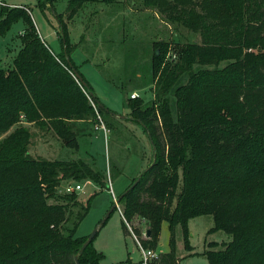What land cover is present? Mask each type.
Returning a JSON list of instances; mask_svg holds the SVG:
<instances>
[{"label":"trees","instance_id":"trees-1","mask_svg":"<svg viewBox=\"0 0 264 264\" xmlns=\"http://www.w3.org/2000/svg\"><path fill=\"white\" fill-rule=\"evenodd\" d=\"M94 1L69 0L67 19ZM54 2L41 0L38 6L53 10ZM143 5L198 33L199 42L179 45L172 62L154 52V102L128 101L131 118L151 140L153 160L120 199L123 232L155 250L163 220L172 243L176 225L186 231L189 218L211 215L213 229L231 239L218 250L203 251L208 264H264L263 0H143ZM29 14L24 6L0 7V35L16 19L27 24L12 63L0 68V264H76V255L79 264H101L94 238L81 251L87 237L75 236L88 201L61 188L69 180L103 187L101 173L84 159L33 157L24 123L77 149V122L93 123L113 112L70 58L64 21L58 17L62 50L56 55ZM182 75L187 80L174 90L173 117L168 94ZM135 218L146 222L145 238L138 227L127 228ZM171 249L158 253L153 264H177Z\"/></svg>","mask_w":264,"mask_h":264},{"label":"rangeland","instance_id":"rangeland-1","mask_svg":"<svg viewBox=\"0 0 264 264\" xmlns=\"http://www.w3.org/2000/svg\"><path fill=\"white\" fill-rule=\"evenodd\" d=\"M5 1L8 5L28 7L38 35L40 32L49 48L59 53L62 50L61 18L72 45L70 58L79 73L99 102L122 116L105 112L101 121L79 120L76 125L77 149L65 147L53 133L43 134L34 125L24 123L31 131L28 150L33 157L84 159L101 173L105 183L103 187L91 181H81L82 190L76 191L80 201H88L89 209L79 222L75 236L87 237L104 219L115 199L153 160L148 134L141 124L131 118L128 101H134L131 95L137 93L135 100H140L143 105L154 102L151 72L154 52L162 54L165 61H175L179 45L199 42V35L166 19L157 10L145 7L143 0L85 2L70 19L66 17L69 0H55L53 10L41 9L38 6L41 0ZM26 26L23 18L16 19L0 35V68L12 63L20 48L19 35ZM159 41L162 43L158 44ZM225 64L222 62L219 67ZM201 68L204 67L194 66L195 70ZM186 80V75H182L168 94L173 117L174 90ZM102 126L106 129L105 134ZM68 184H72L70 180L64 181L61 188ZM117 206L98 228L92 246L102 253L101 264L138 263L140 249L132 232L131 235L124 234L120 214L122 206L119 203ZM127 225L130 231L132 226L138 227L141 238L146 237L147 224L144 220L135 218L132 224ZM213 226L211 215L191 217L187 220L186 231L180 224L175 226L171 243L169 223L163 220L155 252L167 253L173 247L177 264H208L203 251L218 250L231 239L227 232L215 230Z\"/></svg>","mask_w":264,"mask_h":264},{"label":"built area","instance_id":"built-area-1","mask_svg":"<svg viewBox=\"0 0 264 264\" xmlns=\"http://www.w3.org/2000/svg\"><path fill=\"white\" fill-rule=\"evenodd\" d=\"M1 6L20 7V5L19 6L8 5L5 0H0V7ZM137 96H138L137 93H133L131 95V98H135ZM98 119L100 120L101 118L98 116ZM102 130H103V133L105 134L106 129L104 128V126H102ZM64 190L66 192H76V191L82 190V186L80 183L68 184L64 187ZM120 214H122L121 210H120ZM135 239H136V243L140 249V254H141V259H140L138 264H153V261L157 260V258H158V252H155L154 249L143 248L140 245V243L136 237H135Z\"/></svg>","mask_w":264,"mask_h":264},{"label":"water","instance_id":"water-1","mask_svg":"<svg viewBox=\"0 0 264 264\" xmlns=\"http://www.w3.org/2000/svg\"><path fill=\"white\" fill-rule=\"evenodd\" d=\"M73 76L78 80V82L80 83L81 86H86L85 81H83L82 77L77 73V71L75 69H73L72 71ZM113 115L119 116L116 113H113ZM120 118H122V116H119ZM151 141V140H150ZM152 145V144H151ZM153 147V145H152ZM140 179V175L130 184V186L123 192L121 193L116 199L115 201L112 203L111 208L109 209V211L107 212V214L105 215L104 219L101 221V223L95 227L93 229V231L87 236L86 241L82 244L80 250L82 251L86 245L95 237V235L97 234V230L99 227H101L103 225V223L105 222L106 218L109 216V214L113 211L114 208L117 207L118 203L120 202V199L123 197V195L130 190L131 188L134 187V185L138 182V180ZM146 235H148V231L145 233ZM75 262L76 264H79L78 259H77V255L75 256Z\"/></svg>","mask_w":264,"mask_h":264},{"label":"crops","instance_id":"crops-1","mask_svg":"<svg viewBox=\"0 0 264 264\" xmlns=\"http://www.w3.org/2000/svg\"><path fill=\"white\" fill-rule=\"evenodd\" d=\"M38 31H39V30H38ZM39 35H40L41 39L44 40V38H43V36L40 34V32H39ZM51 49H52V48H51ZM60 50H61V49H60ZM53 52H54V53H59V52H55L54 50H53ZM60 52H61V51H60ZM114 116H116V115H114ZM138 262H139V261H138Z\"/></svg>","mask_w":264,"mask_h":264}]
</instances>
